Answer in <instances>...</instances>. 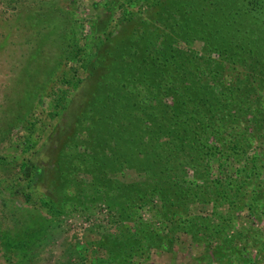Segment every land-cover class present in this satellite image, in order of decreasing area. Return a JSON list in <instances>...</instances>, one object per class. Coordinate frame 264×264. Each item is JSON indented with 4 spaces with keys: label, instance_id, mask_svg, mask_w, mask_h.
Segmentation results:
<instances>
[{
    "label": "rangeland",
    "instance_id": "obj_1",
    "mask_svg": "<svg viewBox=\"0 0 264 264\" xmlns=\"http://www.w3.org/2000/svg\"><path fill=\"white\" fill-rule=\"evenodd\" d=\"M0 264H264V0H0Z\"/></svg>",
    "mask_w": 264,
    "mask_h": 264
}]
</instances>
